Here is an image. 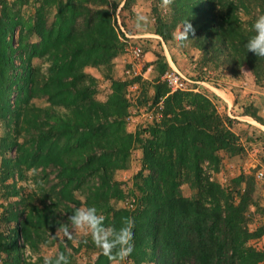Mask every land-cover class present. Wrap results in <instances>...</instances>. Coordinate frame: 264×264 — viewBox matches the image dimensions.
Listing matches in <instances>:
<instances>
[{"label":"trees","instance_id":"16d2710c","mask_svg":"<svg viewBox=\"0 0 264 264\" xmlns=\"http://www.w3.org/2000/svg\"><path fill=\"white\" fill-rule=\"evenodd\" d=\"M150 1H155L154 34L163 41H171L177 25L188 20L195 30L189 40L201 60L226 63L234 73L245 65L256 81L262 79L264 59L247 53L244 44L253 34L252 21L264 14V0H174L171 11L160 10V0ZM134 2L0 0V197L17 199L0 205V223L8 226L7 233L0 231V264H31L22 247L37 253L52 245L59 223L82 206L95 207L106 226L119 228L122 217L135 220L130 264L264 261V250L248 245L264 233L263 226L253 236L247 229L255 173H241L224 187L206 171L219 172L221 152L228 157L244 152L233 119L218 112L216 97L191 89L170 93L160 80L168 63L156 54L148 64L154 76L147 100L158 117L127 132L128 89L145 81L113 77L114 61L124 50L116 11H129ZM34 59L46 65L45 71ZM87 68L103 70L110 81L104 101L97 98V81ZM242 110V116L264 126L256 109ZM134 149L141 152L140 169L124 191L114 176L128 169ZM26 171L35 175L32 184L41 194L29 198L41 208L17 186ZM184 183L190 197L182 195ZM129 197L133 209L117 207ZM66 244L59 243L57 255L74 264L71 254L79 248L71 253ZM79 247L97 255L90 236ZM44 262L39 257L32 264ZM91 264L109 261L99 255Z\"/></svg>","mask_w":264,"mask_h":264},{"label":"rangeland","instance_id":"374dc122","mask_svg":"<svg viewBox=\"0 0 264 264\" xmlns=\"http://www.w3.org/2000/svg\"><path fill=\"white\" fill-rule=\"evenodd\" d=\"M11 1V0H7ZM110 3L121 2L122 0H108ZM155 1L150 0H135L129 11H120L117 9L116 15L118 18L117 24L119 29L123 34L120 39L124 44L123 54L118 56L114 61V73L113 77L120 80H131L135 77H141L144 83H135L129 87L127 92V98L130 102V108L128 110L129 115L125 118V125L127 132L134 133L136 130L141 129L147 124L152 123L154 117V109H149L151 99L152 89L150 87V80H152L153 69L145 61V53H150L154 55V62L156 60L155 55L164 56L163 49L167 52H173V45L170 41H163L160 37L154 34L153 26V9ZM160 10L163 11L161 7L158 6ZM119 10V11H118ZM137 13L143 14L148 17L149 23L146 30L137 31L134 27V17ZM115 15V16H116ZM242 21L245 18L241 16ZM122 23H124L122 25ZM162 42V43H161ZM140 45L143 50L142 59L137 62L133 61L130 50L131 47L135 45ZM163 45L164 48H161ZM181 55L192 61V67L194 68L193 74L189 76L186 72L184 77L188 80L187 87L188 90L191 89L195 92L204 93L210 98L213 94L207 92V86L213 87L221 92L214 102L218 107L217 110L222 115H228L233 119L232 131L239 136L240 144L242 145L244 152L239 156L228 157L225 153L221 152L222 157L221 167L219 172L214 173L212 171H207L209 174V179L219 183L221 186L227 187L230 181L241 173L251 174L256 172H262L263 178L258 179L255 176L256 184L255 191L252 195V200L255 201V205L250 207V215L248 218L247 229L251 236H253L256 228L264 227V126L258 124L251 120L248 116H242V108L249 107V111L256 109V115L259 116L264 121V71L259 75L262 79L256 81L251 70L245 65L239 68L237 73L232 72L230 69H234L226 63H220L216 66L214 63H205L201 60L200 51L192 47L191 42L187 43V46L180 50ZM33 64L36 66H41L42 71H45L46 65L43 64L41 60L34 59ZM138 65V66H137ZM148 65V66H146ZM103 70L95 68H87L86 72L89 73L97 81V98L104 101L110 94V81L104 77ZM129 71L130 74H126ZM161 80V77H160ZM199 80L200 84L192 83L191 81ZM149 83V85H148ZM223 100H222V98ZM215 97V96H214ZM229 102L228 114H225L222 108L224 100ZM147 100V101H146ZM34 103L37 106H44L45 103L41 100H35ZM150 110V111H149ZM1 136V135H0ZM250 139H257V141H251ZM141 157V152L139 149H134L131 151L130 163L127 170H120L115 173V179L122 183L121 188L126 191L132 182L133 176L139 171L140 165L139 160ZM254 174V175H255ZM26 179L18 180L17 186L22 189V194L29 196L31 193L36 195L38 199L41 194L37 192L34 188L33 179L35 175L32 171H26ZM10 183V181H8ZM182 195L185 197H190L193 192L189 184L184 183L180 187ZM30 201L34 206L41 208V204L38 200ZM16 198H11L8 201L0 197V205H6L9 201H16ZM132 199L129 197L125 202L118 203L117 207H126L133 209L129 203ZM46 204L49 202L46 200ZM2 208L0 206V213ZM67 221V220H66ZM11 224L10 227H13ZM8 226L0 223V231L7 233ZM83 233H75L72 239H67L62 233L56 231L55 237L52 245H43L40 250L36 253L31 252L27 247H22V255L27 263H35L40 257L43 259L56 257L58 252L59 243H69L66 244L67 250L73 253L74 248H79L77 252H74L72 256L74 264H91L97 255L93 252L86 250L84 247L80 249L79 244L82 238L87 237ZM20 247L22 246V240H19ZM248 245L254 247L257 250H264V233L259 237H251L248 241ZM5 257V256H4ZM127 264H130L127 261ZM264 264V261L259 263Z\"/></svg>","mask_w":264,"mask_h":264},{"label":"clouds","instance_id":"9594fccd","mask_svg":"<svg viewBox=\"0 0 264 264\" xmlns=\"http://www.w3.org/2000/svg\"><path fill=\"white\" fill-rule=\"evenodd\" d=\"M173 3L174 0H160L159 7L171 11ZM133 23L137 31H144L149 20L147 16L137 13ZM249 31L253 34L244 44L246 52L252 53L256 58L264 59V14L258 15L252 21ZM194 34L195 30L188 20L177 25L170 41L173 50L180 52L191 41L189 35L194 36ZM2 134L3 125L0 123V135ZM105 219L103 214H98L95 207L82 206L76 208L66 222L59 223L56 231L67 239H72L77 232L88 235L94 247L98 249L97 256L103 255L108 259L109 264H127L128 257L134 251L135 220L132 217H122L121 226L117 228L114 225L106 226ZM44 264H69V261L66 255L60 254L54 259L46 258Z\"/></svg>","mask_w":264,"mask_h":264},{"label":"crops","instance_id":"0c3cea01","mask_svg":"<svg viewBox=\"0 0 264 264\" xmlns=\"http://www.w3.org/2000/svg\"><path fill=\"white\" fill-rule=\"evenodd\" d=\"M161 48H163V46H161ZM163 54L165 56V59L168 63V66L170 69L175 70L179 73H181L183 76L184 74L186 75V72L189 73V76L191 74H193L192 72H194V68L192 67V61L185 59L184 55L182 56L180 52H176V51H171V53L167 52L165 49H163ZM145 61L150 64L152 63V61L154 60V55L150 54V53H145ZM152 68V66H150ZM192 83H196V84H200L201 82H199V80H195V81H191ZM207 92L210 94H213V96H215L216 98L220 95L219 90L213 88V87H209L207 86ZM223 93V92H221ZM221 97V96H220ZM222 98V97H221ZM223 100V98H222ZM223 102H225L222 104V109L224 111L225 114H228V110H229V100L227 99L224 100Z\"/></svg>","mask_w":264,"mask_h":264},{"label":"built area","instance_id":"2783aa9c","mask_svg":"<svg viewBox=\"0 0 264 264\" xmlns=\"http://www.w3.org/2000/svg\"><path fill=\"white\" fill-rule=\"evenodd\" d=\"M130 54L133 61L139 62L142 59L141 57L143 55L142 47L140 45H135L131 47ZM126 74H130V72L126 71ZM161 81L166 84V86L170 90V93L188 89V80L181 73L175 70H167L166 72H164L161 76ZM255 176L256 178L261 179L263 178V173L256 172Z\"/></svg>","mask_w":264,"mask_h":264},{"label":"bare ground","instance_id":"6f19581e","mask_svg":"<svg viewBox=\"0 0 264 264\" xmlns=\"http://www.w3.org/2000/svg\"><path fill=\"white\" fill-rule=\"evenodd\" d=\"M221 94V93H220ZM252 120V119H251ZM253 121V120H252ZM254 122V121H253Z\"/></svg>","mask_w":264,"mask_h":264}]
</instances>
